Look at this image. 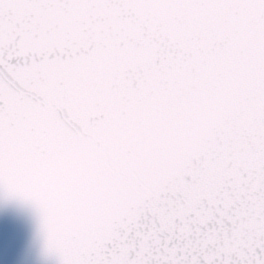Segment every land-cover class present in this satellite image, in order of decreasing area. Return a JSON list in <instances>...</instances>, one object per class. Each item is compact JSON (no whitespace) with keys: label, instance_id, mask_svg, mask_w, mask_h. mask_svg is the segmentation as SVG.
I'll return each instance as SVG.
<instances>
[{"label":"snow or ice","instance_id":"6c2138e0","mask_svg":"<svg viewBox=\"0 0 264 264\" xmlns=\"http://www.w3.org/2000/svg\"><path fill=\"white\" fill-rule=\"evenodd\" d=\"M264 264V0H0V264Z\"/></svg>","mask_w":264,"mask_h":264},{"label":"clouds","instance_id":"9594fccd","mask_svg":"<svg viewBox=\"0 0 264 264\" xmlns=\"http://www.w3.org/2000/svg\"><path fill=\"white\" fill-rule=\"evenodd\" d=\"M22 264H33V261L31 260L30 256H26V257L22 260Z\"/></svg>","mask_w":264,"mask_h":264},{"label":"water","instance_id":"95a60500","mask_svg":"<svg viewBox=\"0 0 264 264\" xmlns=\"http://www.w3.org/2000/svg\"><path fill=\"white\" fill-rule=\"evenodd\" d=\"M24 258H25V257H24ZM24 258H23V259H24ZM30 258H31V260L33 261V264H38V261L36 260L35 257L30 256Z\"/></svg>","mask_w":264,"mask_h":264}]
</instances>
